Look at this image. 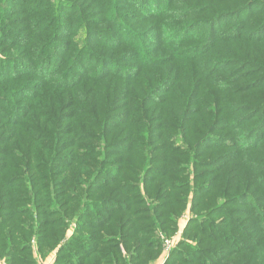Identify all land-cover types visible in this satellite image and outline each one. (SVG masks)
<instances>
[{"label":"trees","instance_id":"trees-1","mask_svg":"<svg viewBox=\"0 0 264 264\" xmlns=\"http://www.w3.org/2000/svg\"><path fill=\"white\" fill-rule=\"evenodd\" d=\"M186 212L164 264H264V0H0V255L153 264Z\"/></svg>","mask_w":264,"mask_h":264},{"label":"rangeland","instance_id":"rangeland-1","mask_svg":"<svg viewBox=\"0 0 264 264\" xmlns=\"http://www.w3.org/2000/svg\"><path fill=\"white\" fill-rule=\"evenodd\" d=\"M89 114H87L85 117H92V112H89ZM95 133L94 130H91L90 133ZM102 197V196H101ZM190 219V213L186 212L185 214H183L179 220V228L177 230V232L175 234H173L172 236H165V235H160L162 241H165V247H163V253L161 254V256L153 263V264H164V261H166L168 258V254H169V250L173 249L176 247V243H177V239L179 238V236L182 234V231L184 230V228L187 226L188 221ZM71 232L68 233V235L70 236ZM166 242H169V245H166ZM32 243V242H31ZM36 248H34L33 252L35 253ZM56 251L52 254H50V256L48 255L47 257H41L37 256V258L39 257V262H41L40 264H49V262L54 258ZM0 264H8L6 258H4L3 256L0 255Z\"/></svg>","mask_w":264,"mask_h":264},{"label":"crops","instance_id":"crops-1","mask_svg":"<svg viewBox=\"0 0 264 264\" xmlns=\"http://www.w3.org/2000/svg\"><path fill=\"white\" fill-rule=\"evenodd\" d=\"M55 260V257L49 262V264H52Z\"/></svg>","mask_w":264,"mask_h":264},{"label":"built area","instance_id":"built-area-1","mask_svg":"<svg viewBox=\"0 0 264 264\" xmlns=\"http://www.w3.org/2000/svg\"><path fill=\"white\" fill-rule=\"evenodd\" d=\"M166 245L168 246L169 245V242H166Z\"/></svg>","mask_w":264,"mask_h":264}]
</instances>
